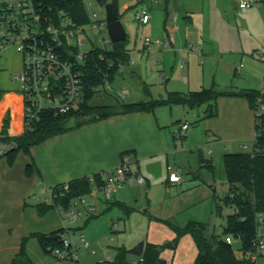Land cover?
<instances>
[{
	"label": "rangeland",
	"instance_id": "1",
	"mask_svg": "<svg viewBox=\"0 0 264 264\" xmlns=\"http://www.w3.org/2000/svg\"><path fill=\"white\" fill-rule=\"evenodd\" d=\"M202 1L118 0L120 20L128 35L124 44L131 52L130 64L123 69L126 70L125 73L116 75L112 83L98 89L90 105L115 107L122 102L131 104L147 100H165L171 93L187 94L203 89H214L218 94H224L215 105L216 115L207 117V105L195 109L181 105H165L154 109L156 117L167 123L165 131L171 136L173 148L168 157L140 165L141 172L136 164L131 162L132 181L117 191L124 198L120 203L125 202V207L132 209L130 213L112 204H101V214L98 213L99 207L95 213H88L81 202L75 200L70 210L80 211L82 215L73 224L65 221L66 211L62 208H54L45 215H40L37 205L51 204V201L46 199L50 198L55 186H49L45 180H41L42 173L35 161L37 170L32 175L26 174L25 167L24 182L31 185L25 198L27 207L23 215L20 217L17 215L13 223H17L16 232H21L19 228L21 226L24 237L29 238L27 252L34 264H112L116 261L121 248L129 250L132 249L131 245L137 246L143 240L149 243V239L152 238L157 239L162 245L172 242L175 231L170 224L184 226L188 221L209 224L212 232L217 230L218 233H223L226 217L233 214L235 209L231 205H222L220 215L217 214L213 195L223 199L228 191L223 168L224 154L252 152L256 127L255 111L241 93L258 91L263 80L264 50H261L263 47L261 43L264 39V25L259 17L254 18L255 22L243 21L239 16L240 9L234 7L232 0H223L222 6L219 0H204L209 10L205 16H201ZM259 4L255 3L254 6ZM85 6L89 23L73 28L76 36L69 42L73 46L82 42L84 45L79 47L81 54L90 52L94 47L111 50L113 43L107 29L106 8L101 7L96 0H85ZM141 9L150 12L151 19L146 26L139 24L135 19L137 11ZM189 9L193 13V21L190 22L186 18ZM167 19V27L172 26L175 32L174 37L171 36L173 44L171 46L163 44L149 51L143 49L146 38L152 41L160 40L163 43L168 41L165 29ZM175 20H178V23ZM99 22L105 24L103 30L97 28ZM193 31L190 39L189 34ZM7 60L9 65L0 74V78H5L9 82L8 90H20L15 75L21 71L22 57L12 47L9 49ZM125 90L130 94L122 99ZM230 93L234 95H229ZM244 103L251 112L250 120L247 122L243 118L238 120L236 114ZM223 107L225 113L221 117ZM21 111L17 91L10 92L7 97L4 94L0 97V120L9 116V113L14 118L21 119L23 118ZM187 122L191 129L185 133L186 137L175 140L174 133L180 128L181 123ZM76 124L74 120L70 121V126L75 127ZM208 130L211 135H208ZM243 135L244 141L236 144L230 141L226 144L227 148L223 149V144L220 149L211 146L214 143L219 144L224 138L232 139ZM31 158L34 159L33 150ZM200 158L212 161L216 167L215 192L209 187L213 184L214 176L208 169L201 168ZM2 159L6 160L10 168L18 167L24 159L31 160L24 152L18 153L13 164H9L7 158ZM168 166L183 174L186 183L182 187H167ZM189 171H196L200 177L193 179ZM139 172L149 184L142 183L136 178ZM6 182L7 178H4L0 171V192L1 186ZM195 187L203 191L204 199L175 215L173 211L181 194ZM95 196L104 198L102 193L95 192ZM86 199L88 202L94 201L92 197L87 196ZM60 228L65 231L64 234L66 232L70 234L71 241L76 247L77 260H59L46 253L38 240L31 237V234L37 232L50 234ZM82 235L91 246L89 251L83 249ZM258 236L264 241V223L259 227ZM233 248L240 258L241 242L234 240ZM176 249L175 252L164 249L163 257H166L170 264H193L196 248L190 235L183 236ZM110 256L113 260L108 259ZM133 259L137 258L129 256L128 264H131ZM257 264H264V256L258 259Z\"/></svg>",
	"mask_w": 264,
	"mask_h": 264
},
{
	"label": "trees",
	"instance_id": "2",
	"mask_svg": "<svg viewBox=\"0 0 264 264\" xmlns=\"http://www.w3.org/2000/svg\"><path fill=\"white\" fill-rule=\"evenodd\" d=\"M113 1L118 3V0H110L109 2ZM261 1L264 2V0ZM34 2L43 17H49L55 21L59 17L66 18L71 21L72 28L89 23L85 0H34ZM124 43H113L111 50L94 47L86 57L84 65L76 67L82 74L85 86V101L79 110L66 115H55L52 111H45L31 126L26 127L24 125V130L20 135H11L9 132L10 118L9 116L6 117L3 122V139L13 144L15 149L2 158H7L9 164H13L18 153L24 152L31 159L26 166V174L30 176L37 170L34 159L31 158L32 149L52 138L78 128L81 124L107 119L119 113L152 112L155 108L165 105H181L191 109L207 105V117L216 115L215 105L220 96L224 94H218L214 89H203L187 94L171 93L167 99L161 101L150 100L131 104L122 102L115 107L91 106L90 102L98 89L107 83H112L115 76L120 73L121 66L130 64V55ZM229 95H234V93ZM241 95L248 99L252 109H255L261 99L258 91H248L241 93ZM71 120L77 123L75 127L70 126ZM80 120H83V123H79ZM255 124L256 137L253 141L252 152L229 153L223 156V168L229 189L223 199H219L215 195L213 202L219 215L222 205H231L235 209L233 214L226 217L223 233L215 234L210 231L209 224L197 221H190L182 228L170 224L176 233V238L164 247L147 244L141 256L144 259L143 264H167L161 258L159 249H176L184 235H190L196 245L197 256L194 264H253L245 258V254L254 249V243L259 238L260 219L264 216V114L260 124ZM201 161L202 167L212 172L214 180H216V167L213 162L205 159ZM101 175H94L98 186L103 184ZM65 186H68L67 190L64 189ZM94 187L89 177L59 184L53 188L54 198L51 204H39L37 210L40 215H45L54 208L69 211L73 201L81 197L91 196ZM113 206L124 209L126 213L132 212V209L121 203ZM64 232L61 229L50 234L34 233L31 234V237L36 238L41 248L46 253L51 254L52 250L63 247ZM227 236H232L234 240L241 242L240 258L237 257L233 244L230 245L226 242ZM28 239H23L21 249L11 264H34L27 254ZM127 256V249H119L115 263L127 264L125 262Z\"/></svg>",
	"mask_w": 264,
	"mask_h": 264
},
{
	"label": "crops",
	"instance_id": "3",
	"mask_svg": "<svg viewBox=\"0 0 264 264\" xmlns=\"http://www.w3.org/2000/svg\"><path fill=\"white\" fill-rule=\"evenodd\" d=\"M219 1L221 2V6H222L223 0H219ZM258 2L260 3L258 6L257 5L253 6L247 10H240L241 12H239V16L243 21L250 20L255 22L254 18L259 17L260 18L259 20L264 25V2H262L261 0L259 1L256 0V3ZM205 3L206 2L203 0L200 6L201 16H205V14L209 10V7L205 6ZM232 3L233 5L234 4L236 5L235 0H232ZM235 8H237V6ZM192 14L193 13L191 12L190 9L187 10L186 18L187 20H189V22L193 21ZM167 21L168 19L165 21V29L167 30L166 31L167 37L168 39L169 38L172 39L171 36L174 37L175 34L174 28L172 26L167 27L166 25ZM176 23H178V20H176ZM193 34L194 31L189 34L190 39L193 36ZM261 44L263 46L261 47V50H264V39L262 40ZM128 52L130 55L131 52L129 50ZM8 53H9V49L4 51L0 56V74L3 73L6 69L5 67L9 65V61L7 60ZM125 72L126 70L124 71L121 70L119 74L121 73L123 74ZM131 73L134 74L133 70H131ZM9 86L10 84L7 80H5V78H0V97L3 94L5 95V97H7L9 96L10 92H14V91L15 92L17 91L20 96V104L22 107L21 112L23 118L21 119L14 118L9 113V118H10L9 132L11 133V135H20L24 130L23 96L20 90H14V91L8 90ZM215 110L217 111V108ZM240 110H237L236 112L238 120L243 118L245 122H247V120L249 121L251 117V112L248 108V105L246 103L242 104ZM221 113H222L221 114L222 117V115L225 113L224 107L222 108ZM5 118L0 120V130H2V125ZM165 124L167 123H165L164 121H160L156 117L154 111L147 113H137V114L119 113L107 119L89 122L88 125H86V123L81 124L78 128L61 136L52 138L49 141L45 142L44 144L33 148L32 150H33L34 161L36 162L37 167L40 169L42 173L41 180H45L49 184V186H55V187L59 184H66L75 179L90 177L97 174H106L109 171H112L118 166H120L123 162H128L129 164H131V162H134V164H136V166L140 171V165L145 163H153V161L164 158L165 156L168 157L170 152L172 151L173 142L170 138L171 136L169 134H166ZM190 129L191 127L189 128V130ZM208 135H211L209 133V130H208ZM185 137L186 136H184L183 138ZM175 140L177 139L175 138ZM244 140H245L244 135L242 137H237L232 139L224 138L221 141H219V144L214 143L211 144V146H214L216 148L218 147V149H220L219 147L223 144V149H224L227 148L226 144L230 143V141L236 144ZM253 141H254V137H253ZM201 160L202 159L200 158V163L202 162ZM29 162L30 160L24 159L23 162H21L20 165H18V167L16 166L15 168H10L7 166L6 160L0 158V171L4 174V178L5 177L7 178V182L3 186H1L2 192H0V264H11L21 249L23 239L26 238L24 237L23 228L21 226H19L21 232H16L15 227L17 223H13V221L17 217V215L20 217L26 211L27 206H26L25 198L27 197L28 190L31 185L30 183L24 182V168L27 166ZM201 168H202V163H201ZM179 169H181V167ZM140 172L136 174V178L142 177L145 179L146 184L147 183L149 184V181L145 177H143ZM190 172H195L197 174L196 171H189V175H191ZM180 175L182 177V181L176 184L170 183L168 176V181L166 182L167 187L170 186L182 187V185L186 183V180L181 172ZM199 177L200 176L198 175V177L196 178L193 177V179H198ZM216 181L217 179L214 180L213 184H210L209 186L213 190ZM213 192H215V190ZM214 196L215 194L213 195V198ZM204 197L205 194L203 193V191L196 187L193 188L192 190L183 192L181 194L180 200L175 205L173 211L174 214L176 215L180 212L188 210L190 207L195 206L197 203H200L204 199ZM112 199L114 200V202H111ZM123 199L124 198L122 197V194H119V192L114 193L111 199L108 201L104 200V198L98 197V199L95 201L97 208L99 207L98 213L101 214L102 211L101 204H107V205L119 204L120 201L123 202ZM189 222L190 221H188L184 226H186ZM174 226L181 228L184 227V226H178L177 224H174ZM150 228L152 230V227ZM61 229L62 228L58 230ZM211 229L212 228H210V231ZM222 230L224 231V227ZM213 232L215 234L220 235V233H218L217 230H214ZM174 234H175L174 238H176V233ZM167 238H172V237H167ZM142 242L145 243V247L147 244H154L161 247L167 245V244L166 245L159 244L157 239L155 240L153 238L149 239V243H146L145 240H143ZM131 246L132 247L130 248H133V246L135 245L133 244ZM164 249H169V248L159 249L161 253V258L165 260L167 264H170L169 260L166 259V257H163ZM171 250L175 252L177 249H171ZM129 256L131 255L128 254V256L125 259V262L127 264L129 263L128 262ZM196 256H197V248H196L195 257L193 259V264L195 263ZM135 258L137 259H133L131 264H137L139 257H135ZM108 259L113 260L112 256H110ZM112 264H116L115 261Z\"/></svg>",
	"mask_w": 264,
	"mask_h": 264
},
{
	"label": "built area",
	"instance_id": "4",
	"mask_svg": "<svg viewBox=\"0 0 264 264\" xmlns=\"http://www.w3.org/2000/svg\"><path fill=\"white\" fill-rule=\"evenodd\" d=\"M235 1L240 10H247L256 3V0ZM135 19L139 24L146 26L149 24L151 16L147 9H141L137 11ZM97 28L103 30L105 24L99 22ZM75 36L76 32L71 27V21L63 17H59L56 21L49 17H43L34 0H0V56L4 51L14 47L22 57V68L15 75V79L20 84V92L23 96L24 125L26 127L37 121L40 114L45 111H52L55 115H66L83 106L85 86L82 74L76 67L84 65L89 52L80 53L79 47L84 45L82 42H79L77 46H73L69 42ZM163 44L171 46L173 39L169 38L166 43H163L160 40L152 41L150 38H146L144 49L146 51L154 50L155 47ZM124 68L125 66H121V70ZM181 68L184 67L181 66ZM258 92L261 99L254 111L255 122L260 124L264 114V77ZM128 94L129 91L125 90L122 99ZM189 128L188 122L182 124L174 133V137L177 140L182 139ZM2 130H0V158L15 149L13 144L3 139ZM168 172L170 183L176 184L182 181L179 170L169 166ZM132 177L130 164L123 162L114 170L101 175L103 183L101 186L97 185L95 176L89 177L96 189L88 197H92L94 201L88 202L87 196L77 200L81 202L88 213H95L97 210L95 201L98 199L95 192L102 193L104 200L108 201L114 193L129 184ZM138 179L145 183L144 178L138 177ZM64 189L67 190L68 186H65ZM53 198L52 190L50 198H47L46 201L52 202ZM65 213V221L69 224L79 220L82 215V212L73 210ZM260 223H264V216L261 217ZM226 242L232 245L234 238L227 236ZM81 243L84 251L90 250L91 246L83 235ZM253 247L252 251L245 254V258L253 264H257L258 259L264 256V241L258 238ZM51 254L59 260L78 259L76 247L68 232L63 236V247L52 250ZM143 263L144 259L140 257L137 264Z\"/></svg>",
	"mask_w": 264,
	"mask_h": 264
},
{
	"label": "water",
	"instance_id": "5",
	"mask_svg": "<svg viewBox=\"0 0 264 264\" xmlns=\"http://www.w3.org/2000/svg\"><path fill=\"white\" fill-rule=\"evenodd\" d=\"M101 7L106 8L107 12V29L110 41L112 43H122L126 42L128 35L124 25L120 20V12L118 8V3L116 1L109 2L108 0H96ZM234 7L236 5L234 4ZM79 123H83V120H80ZM190 174L196 178L198 174L195 172H190ZM145 243L141 242L137 246L128 250V254L134 257H141L144 253Z\"/></svg>",
	"mask_w": 264,
	"mask_h": 264
}]
</instances>
